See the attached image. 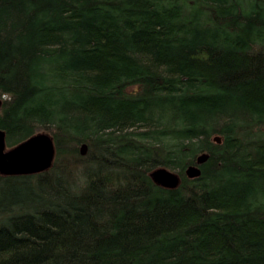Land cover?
Wrapping results in <instances>:
<instances>
[{"label": "trees", "instance_id": "1", "mask_svg": "<svg viewBox=\"0 0 264 264\" xmlns=\"http://www.w3.org/2000/svg\"><path fill=\"white\" fill-rule=\"evenodd\" d=\"M0 99V264H264V0H0Z\"/></svg>", "mask_w": 264, "mask_h": 264}, {"label": "water", "instance_id": "2", "mask_svg": "<svg viewBox=\"0 0 264 264\" xmlns=\"http://www.w3.org/2000/svg\"><path fill=\"white\" fill-rule=\"evenodd\" d=\"M2 101L0 99V107ZM217 144L221 143L218 136L213 138ZM86 146L81 147V154H85ZM54 145L52 138L46 133H37L18 145L8 148L5 142V133L0 130V175L22 176L48 171L54 161ZM207 154L196 159L194 166L185 170L189 179L198 178L201 174L199 166L208 160ZM154 184L166 189H175L180 183L178 175L165 168H157L150 173Z\"/></svg>", "mask_w": 264, "mask_h": 264}]
</instances>
